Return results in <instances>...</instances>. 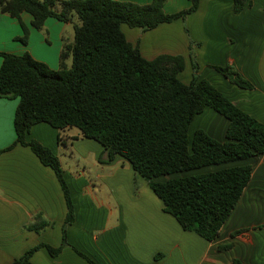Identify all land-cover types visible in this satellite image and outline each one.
<instances>
[{
  "label": "crops",
  "instance_id": "obj_1",
  "mask_svg": "<svg viewBox=\"0 0 264 264\" xmlns=\"http://www.w3.org/2000/svg\"><path fill=\"white\" fill-rule=\"evenodd\" d=\"M191 5L190 0H167L164 10L173 13ZM234 5L235 0H199L186 18L149 30L127 24L122 29L147 59L182 55L185 68L179 77L186 83L193 79L195 61L201 78L264 123V0H247L238 12ZM32 19L30 13H22L30 31L24 43L20 20L0 12V52H29L58 69L64 42L73 41L66 35L73 23L49 17L46 37ZM2 62L0 55V67ZM225 65L253 87H240L215 68ZM19 102V97H0V264H11L43 243L61 247L64 226L68 244L55 256L40 247L31 257L33 264H233L235 259L264 264V153L237 162L252 166L250 181L220 235L209 241L166 212L163 201L128 160L118 155L111 162L101 161L104 146L83 137L77 127L36 123L28 139L49 147L64 169L74 207V221L67 224V200L55 171L30 146L16 143ZM228 125L225 116L207 107L195 117L191 132L202 128L225 140ZM37 215L45 223L40 229L35 228Z\"/></svg>",
  "mask_w": 264,
  "mask_h": 264
},
{
  "label": "trees",
  "instance_id": "obj_2",
  "mask_svg": "<svg viewBox=\"0 0 264 264\" xmlns=\"http://www.w3.org/2000/svg\"><path fill=\"white\" fill-rule=\"evenodd\" d=\"M166 1L0 0V12L20 20L24 43L30 31L23 12L33 16L32 25L46 37L49 17L74 26V39L64 42L58 69L29 52H0V97L20 98L14 118L16 143L30 146L55 171L67 200V224L74 221V207L60 158L27 137L39 122L57 129L79 128L83 137L104 146L101 161L111 162L118 155L128 160L163 201L166 212L184 229L212 241L251 178L252 166L237 162L264 153V123L201 78L195 61L193 79L186 83L179 77L185 68L182 55L147 59L128 40L123 24L149 30L186 18L199 5V0H190V7L167 13ZM246 5L247 0H235L234 9L238 12ZM215 68L240 87H253L232 66ZM207 107L229 120L225 140L202 128L191 132L195 117ZM36 220V229L45 226L42 216ZM66 244L64 226L61 247L37 245L11 264H33L31 257L40 247L55 256ZM233 264L244 263L235 259Z\"/></svg>",
  "mask_w": 264,
  "mask_h": 264
},
{
  "label": "rangeland",
  "instance_id": "obj_3",
  "mask_svg": "<svg viewBox=\"0 0 264 264\" xmlns=\"http://www.w3.org/2000/svg\"><path fill=\"white\" fill-rule=\"evenodd\" d=\"M73 22H76V23L79 22V18L77 17V15L74 16ZM66 35H68V37H70V39L73 40V38H74V28H73V25H71L70 27H68V30L66 32ZM28 40H29V38H28ZM71 61L72 60L69 59V63H71ZM176 174H178V173L173 174V177L176 176Z\"/></svg>",
  "mask_w": 264,
  "mask_h": 264
}]
</instances>
